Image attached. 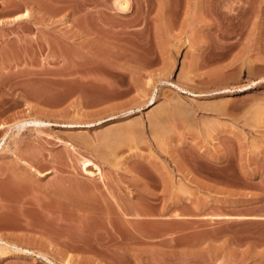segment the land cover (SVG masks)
Listing matches in <instances>:
<instances>
[{"label": "rangeland", "instance_id": "374dc122", "mask_svg": "<svg viewBox=\"0 0 264 264\" xmlns=\"http://www.w3.org/2000/svg\"><path fill=\"white\" fill-rule=\"evenodd\" d=\"M0 126V264H264V0H0Z\"/></svg>", "mask_w": 264, "mask_h": 264}, {"label": "bare ground", "instance_id": "6f19581e", "mask_svg": "<svg viewBox=\"0 0 264 264\" xmlns=\"http://www.w3.org/2000/svg\"><path fill=\"white\" fill-rule=\"evenodd\" d=\"M124 5V4H123ZM122 6V5H121ZM125 6V5H124ZM123 6V7H124ZM255 84V83H254ZM251 85H253V83H251ZM177 88H179V86L177 87ZM250 88V87H249ZM182 92H186V93H189V94H193V93H191V92H189V91H187V90H185L184 88H179ZM248 89V88H247ZM243 90V89H242ZM246 90V89H245ZM154 99L155 98H153L152 97V99H151V101L153 102L152 104H154ZM42 122L41 121H38V120H32V121H29V122H25L24 124H22V126H25L26 124H33V126H38L39 124H41ZM1 127V126H0ZM0 149H1V144H0ZM85 162H83V166L82 167H84L85 168V170H88V167L87 166H89L90 165V161L89 160H84ZM92 165V164H91ZM86 167H87V169H86ZM93 167L95 168V169H98V167H97V165H95V163L93 164ZM93 168V169H94ZM90 171H92V170H90ZM90 171H89V173H90ZM96 171V170H95ZM87 172V171H86ZM85 172V173H86ZM88 173V172H87ZM91 174H92V172H91ZM10 216V215H9ZM5 219V218H4ZM0 243H1V245H5L6 243L5 242H3L2 240H1V237H0ZM7 245V244H6ZM0 247H2V246H0ZM15 248L16 249H19L18 247H16L15 246ZM24 252V251H23Z\"/></svg>", "mask_w": 264, "mask_h": 264}]
</instances>
